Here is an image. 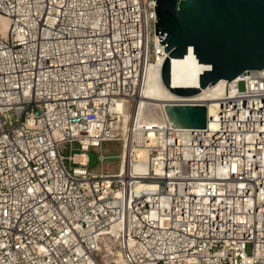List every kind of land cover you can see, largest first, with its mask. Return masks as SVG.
<instances>
[{"label": "built area", "instance_id": "obj_1", "mask_svg": "<svg viewBox=\"0 0 264 264\" xmlns=\"http://www.w3.org/2000/svg\"><path fill=\"white\" fill-rule=\"evenodd\" d=\"M155 15L156 0H0V264H264V76L174 101L214 107L205 129L167 119L132 143L168 57ZM104 143L117 171L104 153L89 168Z\"/></svg>", "mask_w": 264, "mask_h": 264}, {"label": "water", "instance_id": "obj_2", "mask_svg": "<svg viewBox=\"0 0 264 264\" xmlns=\"http://www.w3.org/2000/svg\"><path fill=\"white\" fill-rule=\"evenodd\" d=\"M156 16V33L168 53L162 79L173 93L190 97L249 71L264 76V0H156ZM190 48L209 68L200 74L198 87H173L171 60L183 58ZM165 111L178 128L207 127L204 104L169 102Z\"/></svg>", "mask_w": 264, "mask_h": 264}, {"label": "bare ground", "instance_id": "obj_3", "mask_svg": "<svg viewBox=\"0 0 264 264\" xmlns=\"http://www.w3.org/2000/svg\"><path fill=\"white\" fill-rule=\"evenodd\" d=\"M8 20L3 16H0V30L5 36V32L8 28ZM209 66L199 63L198 58L193 52V48L189 49V52L183 58H173L171 60V83L173 87H198L199 86V77L200 74L208 69ZM240 80V77L228 81L221 80L217 84L209 86L205 89H202L199 93L190 96L195 100L200 102H205L209 100H215L222 98L224 94V87H231L235 89L237 87V83ZM229 82V83H228ZM181 96L173 93L171 90L167 88L162 79L161 71L152 67L149 69L148 78L146 80V85L143 90V94L141 99H139V108L136 109L133 123H134V131H130L129 140L133 142H137L140 144L143 142V136L138 129L140 128H149L151 130H157L161 128L165 121L168 118V115L165 111V106L169 102H174L179 100ZM206 104V103H204ZM210 103L208 102L207 105ZM114 110L122 113L119 122V128L122 131L124 137H127L129 122L131 120L130 113L128 111V106L125 103L118 102ZM209 114L215 113V108L211 107L208 109ZM153 131L150 132L149 137H153ZM128 139V138H127ZM127 140V144L128 141ZM138 145H134V151L136 154L140 156L145 155V150L142 148H138ZM77 160H87V156H78ZM136 170H143L142 167H136ZM120 262V261H119Z\"/></svg>", "mask_w": 264, "mask_h": 264}, {"label": "rangeland", "instance_id": "obj_4", "mask_svg": "<svg viewBox=\"0 0 264 264\" xmlns=\"http://www.w3.org/2000/svg\"><path fill=\"white\" fill-rule=\"evenodd\" d=\"M241 89L243 88V84H241ZM79 149L77 148V146H71L65 148V150L63 151V153L65 155H70L71 153H76L78 152ZM106 154V155H111L114 156L113 158H111L109 160V162L106 163L107 167L111 170V171H117L118 170V166H119V158L116 157L117 155H119L121 153V145L119 143H104L101 147L96 148V149H92L89 152L90 155V164H89V168L93 171H100V165H99V154ZM248 252L251 251V246H248L247 249Z\"/></svg>", "mask_w": 264, "mask_h": 264}]
</instances>
